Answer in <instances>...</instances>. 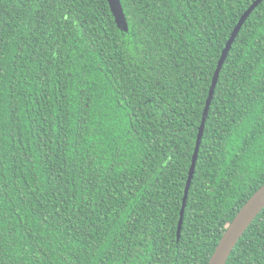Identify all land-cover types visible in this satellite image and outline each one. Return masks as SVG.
I'll return each instance as SVG.
<instances>
[{
	"label": "trees",
	"instance_id": "16d2710c",
	"mask_svg": "<svg viewBox=\"0 0 264 264\" xmlns=\"http://www.w3.org/2000/svg\"><path fill=\"white\" fill-rule=\"evenodd\" d=\"M0 0V264H208L264 185V1ZM225 264H264V209Z\"/></svg>",
	"mask_w": 264,
	"mask_h": 264
},
{
	"label": "water",
	"instance_id": "95a60500",
	"mask_svg": "<svg viewBox=\"0 0 264 264\" xmlns=\"http://www.w3.org/2000/svg\"><path fill=\"white\" fill-rule=\"evenodd\" d=\"M109 7L113 16L115 17L116 22L119 24L120 27L126 29V23L123 17L122 10L119 5L118 0H107ZM264 0H255L251 6L244 12V14L239 19L237 25L235 26L233 32L228 39L224 50L221 53V57L218 61L216 66V70L214 72L211 86L208 92V97L205 103V108L203 111L202 121L199 127L196 144L192 156L191 166L188 172V178L186 181V185L184 188V197L182 201V206L180 210V218L177 226V238H179L180 231L182 228L183 222V214L184 209L186 206L188 192L191 186V182L194 176L195 166L197 162L198 152L201 144V139L203 136L204 125L206 121V117L208 114V110L213 98L214 90L216 88L220 71L222 66L227 58V55L232 47L233 42L235 41L240 29L242 28L243 24L246 22L248 17L251 13L255 10V8L262 3ZM264 209V185H262L254 194L253 196L246 202V204L239 210L236 214L230 225L228 226L227 230L223 234L219 244L215 248L212 256L208 264H225L228 257L230 256L231 252L233 251L234 247L236 246L239 239L243 236L247 228L253 222V220L257 217V215Z\"/></svg>",
	"mask_w": 264,
	"mask_h": 264
}]
</instances>
